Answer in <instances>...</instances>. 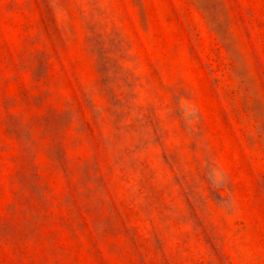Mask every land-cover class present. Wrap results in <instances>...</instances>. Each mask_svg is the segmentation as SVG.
Returning <instances> with one entry per match:
<instances>
[{"label":"rangeland","instance_id":"374dc122","mask_svg":"<svg viewBox=\"0 0 264 264\" xmlns=\"http://www.w3.org/2000/svg\"><path fill=\"white\" fill-rule=\"evenodd\" d=\"M0 264H264V0H0Z\"/></svg>","mask_w":264,"mask_h":264}]
</instances>
